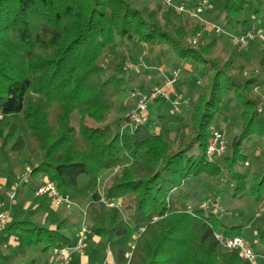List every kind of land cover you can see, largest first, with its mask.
I'll list each match as a JSON object with an SVG mask.
<instances>
[{"label":"trees","instance_id":"trees-1","mask_svg":"<svg viewBox=\"0 0 264 264\" xmlns=\"http://www.w3.org/2000/svg\"><path fill=\"white\" fill-rule=\"evenodd\" d=\"M220 1L221 13L210 10L212 22L241 26L240 32L264 30V0ZM175 2L189 8L200 4ZM190 20L173 8L139 7L130 0H0V114H23L26 127L24 134L17 123L1 129L0 144L12 156L29 153L34 163L29 179L37 188L51 181L78 205L101 190L115 204L90 201L86 209V238L110 248L114 264H251L239 251L224 249L214 235L242 236L244 225L201 209L186 187L226 179L234 197L264 200V149L253 169L246 166L247 142L264 138L259 92L264 57L258 70L245 73L246 66L237 65L233 56H217L220 40L213 31ZM126 40L166 49L175 68L179 62L203 66L205 83L197 80L184 90L193 100L182 130L165 120L152 128L150 118L124 132L121 121L128 117H113L116 99L130 81L118 52ZM106 52L113 60L104 66ZM169 91L178 96L173 86ZM227 96L236 99L242 132L229 145L231 153L210 161L213 124L224 116ZM191 200L193 213L186 211ZM65 222L52 228L29 220L11 224L20 230L18 254L43 241L44 249L72 246L62 231ZM257 233L253 247L262 256L264 224Z\"/></svg>","mask_w":264,"mask_h":264},{"label":"rangeland","instance_id":"rangeland-1","mask_svg":"<svg viewBox=\"0 0 264 264\" xmlns=\"http://www.w3.org/2000/svg\"><path fill=\"white\" fill-rule=\"evenodd\" d=\"M132 4L143 7L149 6L151 8H157L159 4L163 6V10L167 8H173L176 12L184 14L190 17L191 22H201L207 26V28L213 31V34L220 40V45L218 46L217 56L222 60H227L233 56L236 60V64H244L246 66L245 73H250L253 70H258V64L260 60L264 57V41L256 38L252 41L246 48L240 49L230 37L231 33H242L240 32L242 27L238 28L223 26L226 33H216L212 30V24H219L217 22H212L210 10L212 9L214 13H221L222 11V1L220 0H208L205 5L203 12L199 16L191 15L190 10L196 7L188 8V11H180L176 6L181 5V3L171 0L172 4H169V0H130ZM199 3L202 0H198ZM193 11V10H192ZM214 15V14H213ZM201 19H200V18ZM262 29L261 27L255 30ZM248 32V31H246ZM191 42L195 44L197 42V37L191 39ZM118 52L124 57L123 63L128 66L129 72L128 77L130 78L129 86L127 89L121 93V95L116 99L115 102V112L113 117L115 119H123L128 117L126 121H121V129L126 132L127 128L135 129L138 126L144 125L148 120L152 119V128L154 126H161L163 120L172 123V127L176 128L179 125V130H182L181 125L186 123L191 118V102L193 98H190L188 104H183L178 106L179 109L174 107V99L177 97L175 92H171L170 99L167 100L166 97L160 96L157 99L151 101L148 105V110L146 112L147 121L143 124L136 125L130 118L129 113L136 107V103L139 99V93H150L155 88H162L165 81L170 78L172 73L176 70H180V77L172 85L180 97L181 101H184L186 94L184 90H187L189 84L194 81L199 80L198 84L203 85L205 83L204 78H201L202 72L204 70L203 66H196L194 62L180 63L179 68H175L176 63L175 58L166 49H161L158 46L149 47L146 44L138 45L134 42L126 40L124 43L118 46ZM113 60V56L106 52L101 60L104 66L110 64ZM193 63V64H192ZM263 76V74H262ZM264 79V76H263ZM171 86L167 88L168 92ZM259 92L264 97V82L263 86L259 88ZM227 101L224 107V116L213 124L215 130L221 131L227 141V150L231 153V148H228L231 144L235 135L242 132V123L240 120L241 111L238 109L236 99L232 96H227ZM163 115L164 118H161ZM182 120V123H176V120ZM13 123L18 125V133L24 134L26 132L25 122L23 114H10L3 115L0 114V130L3 129L5 132L9 130ZM170 123V124H171ZM118 129V123L115 124ZM247 147L249 148L248 154L250 155V164L246 166H251L247 170L253 169L258 163V155L264 149V138L260 139L258 137L253 138L251 141L247 142ZM34 163L30 160L29 153L25 150L21 156L10 155L8 150H5L0 144V170L5 177H14L17 181L22 182V178L32 170ZM109 173H106L104 178H106ZM208 180V181H207ZM202 180L203 182H198L193 187H186V190L191 192L195 197V202H203L208 198L218 199L220 202V209L217 211L221 213V220L229 223L244 225L242 228V236L244 235L247 241L253 245L259 238L257 233V227L264 224V200L256 201L254 197H234L232 184L226 179H207ZM29 185L34 184L32 179L27 180ZM191 186V185H189ZM24 189V187H23ZM27 190V188H25ZM197 192V193H196ZM209 194L205 199L202 198V194ZM26 199L31 203L29 209H21V214L24 220L32 221L36 226H43L50 228L51 226H58L60 222L66 221L67 226L62 229L63 233L67 235L70 239V243L76 244L80 234L83 229L88 230V226L85 220V212L87 205L90 201H100L103 199V194L101 190L95 191L91 196L89 201L84 205H78L72 203L71 205L57 206L53 198L48 195H35L27 194ZM17 200V199H16ZM202 200V201H201ZM38 205L39 208L34 207ZM189 204H194L191 200ZM43 206V207H42ZM4 207V206H3ZM37 208V209H36ZM19 205H17V211ZM9 227V226H8ZM6 231L0 232V264H62L56 259L54 254V248L49 247L44 249L47 242L43 241L38 244L28 246L25 255L16 256L20 252L19 245V229H8ZM88 232V231H87ZM12 238L14 240L12 241ZM88 248L84 255H88L90 258V264H103L104 257L103 254L107 251V247L104 243L100 241H93L90 239L85 240ZM77 252V251H72ZM71 253V257H72ZM79 253V252H78ZM264 254L259 259V264H264ZM108 264H113L111 261Z\"/></svg>","mask_w":264,"mask_h":264},{"label":"built area","instance_id":"built-area-1","mask_svg":"<svg viewBox=\"0 0 264 264\" xmlns=\"http://www.w3.org/2000/svg\"><path fill=\"white\" fill-rule=\"evenodd\" d=\"M208 0H202V2L194 9L190 10V14L194 16H199L201 12L205 9V5ZM169 4L173 5L171 0L168 1ZM176 8L180 11H188L187 6L184 4L176 6ZM200 18V17H199ZM201 19V18H200ZM212 28L216 33H226V30L219 24H212ZM232 38V41L240 48H246L252 41L256 38H259L261 41H264V30L260 29L257 31H248L242 33H231L229 34ZM180 77V70H176L172 73L170 78L165 81V84L162 88H155L150 93H139V99L136 103V107H134L129 113L130 118L136 125L143 124L147 121L146 112L148 110V105L151 101L157 99L160 96H164L167 100L170 99L171 95L168 92L167 88L178 80ZM190 102V98L186 97L184 101H181L180 97H176L173 101L174 107L179 109L178 106L183 104H188ZM227 149V141L224 134L219 130H214L211 134L210 142L207 147V157L210 161L216 160L223 156ZM30 172L26 176L22 178V182H26L30 176ZM38 195H50L54 203L57 206L62 205H71L72 201L64 196L60 190L57 188L55 183L51 181L44 182L37 189ZM14 196V193L11 194V197ZM103 202L108 205L114 206V203L107 202L104 198ZM200 208L207 211L209 209H213L217 211L220 209V202L218 199L208 198L200 203ZM186 211L189 213L194 212V206L188 204L186 206ZM85 220H86V212H85ZM11 221L10 212L7 211L3 207V203L0 200V232L4 231ZM87 229L84 228L82 233L80 234L75 245L65 248H54V254L56 255V259L62 262V264H70L71 263V253L72 251H77L79 253H84L86 249V233ZM215 238L218 240L220 245L226 250H237L241 253V255L247 259L251 264H259V258L261 257L254 249L253 245H251L245 238L241 236H228L222 231H215ZM108 258H113L112 252L110 248H107L106 258L103 264H107Z\"/></svg>","mask_w":264,"mask_h":264},{"label":"crops","instance_id":"crops-1","mask_svg":"<svg viewBox=\"0 0 264 264\" xmlns=\"http://www.w3.org/2000/svg\"><path fill=\"white\" fill-rule=\"evenodd\" d=\"M28 183H29L28 181L26 183H23L21 181L19 182V181H17V179H14V177H12V176L7 178L2 174V172L0 170V200L3 203L4 208L10 212L11 221L8 225L9 227L7 226L8 229H10V230L14 229V228H11V224H13L17 221H23L24 220V218L21 214V209L22 208L24 210L29 209L31 206V203L26 199L27 194L37 195V189H38L37 185L34 183L31 186ZM23 187H24V189H23ZM25 188H27V190H25ZM12 193H14L13 197H11ZM17 205H19L18 211H17ZM34 207L39 208V206L37 204ZM52 227H55V226L53 225L50 228H52ZM5 231H6V229H5ZM241 237L246 239L245 236H241ZM13 240H14V238H12V241ZM73 245H75V244H73ZM86 251L87 250H85V252ZM85 252L84 253L73 252L70 264H90L89 263L90 258L88 255H84ZM17 255L20 256L19 254L16 253V256ZM101 257H104L103 259L105 260L106 252ZM111 261L114 264L113 258H108L107 264L110 263ZM32 264H35V261H33Z\"/></svg>","mask_w":264,"mask_h":264},{"label":"bare ground","instance_id":"bare-ground-1","mask_svg":"<svg viewBox=\"0 0 264 264\" xmlns=\"http://www.w3.org/2000/svg\"><path fill=\"white\" fill-rule=\"evenodd\" d=\"M239 236V235H238Z\"/></svg>","mask_w":264,"mask_h":264}]
</instances>
